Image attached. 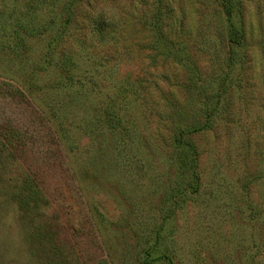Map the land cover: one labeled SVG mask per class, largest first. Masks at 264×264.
Wrapping results in <instances>:
<instances>
[{
  "label": "rangeland",
  "instance_id": "rangeland-1",
  "mask_svg": "<svg viewBox=\"0 0 264 264\" xmlns=\"http://www.w3.org/2000/svg\"><path fill=\"white\" fill-rule=\"evenodd\" d=\"M61 64L83 80L62 121L75 179L36 108L69 102L53 88ZM124 83L122 140L97 104ZM9 126L24 132L82 263L264 264V0H0ZM25 230L0 197V264H40Z\"/></svg>",
  "mask_w": 264,
  "mask_h": 264
},
{
  "label": "trees",
  "instance_id": "trees-1",
  "mask_svg": "<svg viewBox=\"0 0 264 264\" xmlns=\"http://www.w3.org/2000/svg\"><path fill=\"white\" fill-rule=\"evenodd\" d=\"M224 10L229 22L230 32L237 38V41L231 39V43L240 44L243 40V34L230 24V9L224 7ZM167 45H170V43L168 42ZM66 61L69 62L68 59ZM58 69L63 74L65 82L61 84V88L58 85L53 88L57 91L61 89L60 92L63 93L62 102H69L60 103L58 107L56 104L45 102L43 106L36 104V108L49 125L51 138L55 142L60 155L66 159L69 175L75 179V168L68 160V158L74 156L72 155L74 147L66 142L69 130L63 127L62 121L64 120V110L70 107L72 101L70 87L74 83V79L75 83L81 86L83 80L71 68L64 67L62 64L59 65ZM99 73L103 79L111 77L107 70ZM125 83L121 85L123 87H118V92L109 97L106 103L98 101L97 104L102 112V119L99 120V123H102L106 130L114 136L122 138V140L128 139L129 131L126 116L128 108L126 107V101L124 102L121 96L130 92V90L127 91L128 87L130 89L134 87V84L128 86ZM91 93L89 90L90 95ZM200 129L189 131L187 134L198 132ZM173 140L174 142H185L179 141L180 139L178 140L176 133L173 134ZM25 141V134L20 129L12 126L7 129H0V197L15 205L18 220L26 228L27 255L32 261L40 264H84L82 262L85 261V257L82 251L74 246L75 242L72 243L65 236L61 237L58 233V228H56L59 224L56 221L58 215H56L54 209L55 199L52 196V191L49 190V182L47 179L40 178V169H35L32 162L29 161L30 157L27 156L25 151L27 146ZM183 144L188 150H193L190 143L185 142ZM16 169L19 170V173L13 175V171ZM78 190L82 191L80 187ZM86 209L89 217L88 205Z\"/></svg>",
  "mask_w": 264,
  "mask_h": 264
}]
</instances>
